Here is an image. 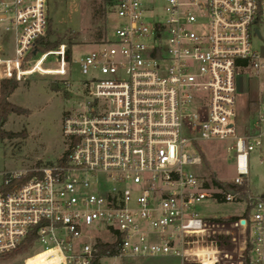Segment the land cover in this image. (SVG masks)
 <instances>
[{"label": "built area", "instance_id": "1", "mask_svg": "<svg viewBox=\"0 0 264 264\" xmlns=\"http://www.w3.org/2000/svg\"><path fill=\"white\" fill-rule=\"evenodd\" d=\"M104 2L114 27L78 62L89 80L63 118L66 159L5 173L0 185V255L37 246L57 250L61 264H93L101 243L114 257L205 264V250L211 264H264V195L240 201L217 187L197 152L200 142L230 143L236 186L246 185L249 154L262 152L261 106L253 129L237 119L239 78L264 75V45L256 52L253 43L264 0ZM49 19V0H0V95L4 80L38 74L75 88L68 46L38 51ZM206 202H244L245 210L201 217L196 207Z\"/></svg>", "mask_w": 264, "mask_h": 264}, {"label": "rangeland", "instance_id": "2", "mask_svg": "<svg viewBox=\"0 0 264 264\" xmlns=\"http://www.w3.org/2000/svg\"><path fill=\"white\" fill-rule=\"evenodd\" d=\"M104 0H49L51 19V35H46L49 42L62 38V44H72L71 74L69 81L75 88L71 92L65 90L63 83L56 78L36 75L28 81L18 84V88L8 98L15 110L0 126V131L9 133L10 137L0 134V185L4 174L29 172L48 163L59 161L67 150L62 132L63 118L72 110L77 101L75 93L80 86L89 80L79 70L78 62L89 55L95 46L111 37L114 21L108 12L102 13ZM261 39L253 40L255 51L264 45V26L260 27ZM61 44V45H62ZM60 46V45H59ZM264 84V75L260 81L249 74L238 80L241 102L237 124L241 127H255L258 109L264 110V92L260 94L258 86ZM81 92V88H80ZM261 97V99H260ZM262 100V101H261ZM247 101V102H246ZM0 132V133H1ZM230 143L221 141H204L197 144V152L203 159L201 174L215 177L222 183H230L236 177L233 153L227 150ZM264 153L258 149L249 154V175L245 179L248 195L259 197L264 195V163L260 156ZM244 201H248V198ZM242 203L206 202L196 207L201 217H236L244 213ZM78 241V243L82 242ZM27 254H17L0 259V264H61L59 257L47 260L42 247L34 246ZM42 250V251H41ZM32 255V256H30ZM208 251H203L204 263ZM102 264H182L174 257H111L105 258Z\"/></svg>", "mask_w": 264, "mask_h": 264}, {"label": "trees", "instance_id": "3", "mask_svg": "<svg viewBox=\"0 0 264 264\" xmlns=\"http://www.w3.org/2000/svg\"><path fill=\"white\" fill-rule=\"evenodd\" d=\"M102 7V13H106L107 10L109 12L108 6L103 3ZM47 35H51V19H49V27H48V31H47ZM47 37L43 38L40 40L39 42V47H38V51L40 52H48L51 50H54L55 48H57L59 45L62 44V38H58L56 41L54 42H49L46 39ZM72 44H70V46L68 45V59L71 61V55H72ZM18 88V83L15 80H4L1 84V95H0V126H3L6 121H7V117L10 113H14L17 110H15V107L9 103L8 98L15 92V90ZM1 132V131H0ZM1 137H10L11 135L9 133H3L1 132ZM67 156V152L64 153L63 157L60 159V161H64L66 159ZM33 175V172H30L29 174H27V176L25 177H20L16 180L13 181L12 186L4 188L5 191H9L13 188V186L15 185H21L24 184L26 181H28ZM8 177V174L4 175V179H6ZM212 181L214 183V185H216L219 188H223L225 191L228 192H235L238 194L239 196V200L240 201H244L248 198V191L245 189L244 185L241 186H236V185H232L231 183H222L220 181H218L215 177H211ZM35 242V236H33L27 243H26V248H29L31 246H33ZM99 247V253L97 254V256L95 257V262L93 264H99V259L107 256L106 254L109 252H111L110 256H117L116 255V251L114 248L110 247L107 244H98ZM19 252V251H18ZM18 253L15 254H9V255H0V259L1 258H5V257H10V256H14L17 255Z\"/></svg>", "mask_w": 264, "mask_h": 264}, {"label": "bare ground", "instance_id": "4", "mask_svg": "<svg viewBox=\"0 0 264 264\" xmlns=\"http://www.w3.org/2000/svg\"><path fill=\"white\" fill-rule=\"evenodd\" d=\"M44 251V254H45V257L47 260H53L54 258L56 257H59L62 259V256L59 254V252L55 249H46V250H43Z\"/></svg>", "mask_w": 264, "mask_h": 264}]
</instances>
